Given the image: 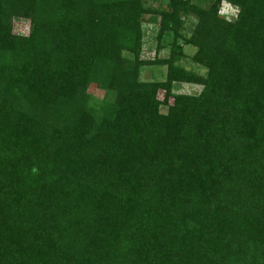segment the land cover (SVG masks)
I'll return each instance as SVG.
<instances>
[{"label":"trees","instance_id":"trees-1","mask_svg":"<svg viewBox=\"0 0 264 264\" xmlns=\"http://www.w3.org/2000/svg\"><path fill=\"white\" fill-rule=\"evenodd\" d=\"M0 264H264V0H0Z\"/></svg>","mask_w":264,"mask_h":264},{"label":"rangeland","instance_id":"rangeland-1","mask_svg":"<svg viewBox=\"0 0 264 264\" xmlns=\"http://www.w3.org/2000/svg\"><path fill=\"white\" fill-rule=\"evenodd\" d=\"M153 4L156 6L158 5V1H154ZM237 8L235 6H232L228 3L223 2L220 9H219V15L221 17H224L229 20H233L236 16ZM194 23V18L190 17L189 21L187 22L186 29L184 30L185 35H189L191 31L192 24ZM14 31L20 34H26L29 29V21L26 19H16L13 22ZM144 47L142 51V56L144 58H153L154 54L156 52L155 50V33L156 28L154 26H151L147 23H144ZM171 39L167 38L166 43L170 42ZM196 47L190 44H183V51L186 54V57L182 59V64L187 69L196 70L198 72H204L203 68H200L198 65L194 64L190 57L195 52ZM168 51L167 49H163L159 52V55L164 56L167 55ZM165 74V67L164 66H156V65H150L145 66L141 70V79L143 80H152L157 79L161 80L164 78ZM201 89V86L194 85V84H185V83H174L173 84V91L176 93H198ZM89 91L97 98H100L102 95V91L98 90L94 87L89 88ZM159 97H163V92H159ZM161 111H166V106L161 107Z\"/></svg>","mask_w":264,"mask_h":264}]
</instances>
